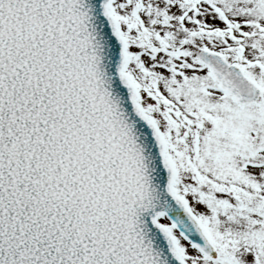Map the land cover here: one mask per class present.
Segmentation results:
<instances>
[{"label":"snow or ice","instance_id":"6c2138e0","mask_svg":"<svg viewBox=\"0 0 264 264\" xmlns=\"http://www.w3.org/2000/svg\"><path fill=\"white\" fill-rule=\"evenodd\" d=\"M0 264H264V0H0Z\"/></svg>","mask_w":264,"mask_h":264}]
</instances>
